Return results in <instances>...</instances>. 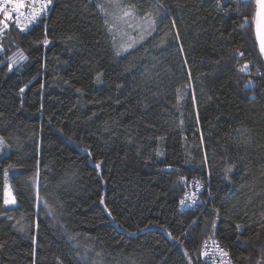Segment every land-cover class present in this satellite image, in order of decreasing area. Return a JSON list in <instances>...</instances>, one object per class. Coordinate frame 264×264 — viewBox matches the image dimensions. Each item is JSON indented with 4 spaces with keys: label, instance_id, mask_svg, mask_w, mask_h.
<instances>
[{
    "label": "trees",
    "instance_id": "1",
    "mask_svg": "<svg viewBox=\"0 0 264 264\" xmlns=\"http://www.w3.org/2000/svg\"><path fill=\"white\" fill-rule=\"evenodd\" d=\"M48 9L28 31L0 13V264H205L206 237L235 264H264L253 2ZM121 10L149 27L125 26V48ZM190 179L207 191L182 209Z\"/></svg>",
    "mask_w": 264,
    "mask_h": 264
},
{
    "label": "built area",
    "instance_id": "2",
    "mask_svg": "<svg viewBox=\"0 0 264 264\" xmlns=\"http://www.w3.org/2000/svg\"><path fill=\"white\" fill-rule=\"evenodd\" d=\"M53 0H0V13L4 20L12 23L16 29L21 31H28L31 27L38 24L48 12V8ZM243 2H253L255 4L257 0H241ZM42 5H46L42 9ZM34 12H38L39 15L35 20L31 17ZM207 191L206 183L202 180L190 179L185 188L180 201V207L182 209H188L198 203H200V195ZM225 253L227 255H225ZM200 259L205 264H235L231 259L230 254L223 249L222 244L219 243L215 237H206L202 240L199 250Z\"/></svg>",
    "mask_w": 264,
    "mask_h": 264
},
{
    "label": "rangeland",
    "instance_id": "3",
    "mask_svg": "<svg viewBox=\"0 0 264 264\" xmlns=\"http://www.w3.org/2000/svg\"><path fill=\"white\" fill-rule=\"evenodd\" d=\"M125 13H128V12H124V10H121L118 12V14H116L117 17H119L118 20L122 21V24H123V26L121 25L120 28L116 27V33H117V36L119 39V43L121 44L120 48H125L131 41V40H129L130 38L122 35V29L125 28V26L128 25L129 27H131V29L136 31L138 33V35H142V34L146 33L147 30L149 29L148 22H146L145 20L138 21V23H137V22H135L134 18L126 17ZM4 149H5L4 144L0 140V153L3 152ZM4 187H5L4 188V195H3L4 201H5V199H8L10 201L9 203H7L5 205L12 206V205H14L15 202L13 203L11 201L12 200L15 201V198L12 196L10 188L8 187L6 182H5Z\"/></svg>",
    "mask_w": 264,
    "mask_h": 264
},
{
    "label": "water",
    "instance_id": "4",
    "mask_svg": "<svg viewBox=\"0 0 264 264\" xmlns=\"http://www.w3.org/2000/svg\"><path fill=\"white\" fill-rule=\"evenodd\" d=\"M252 22L256 44H258L259 53L264 60V51H262V46H264V7H261V4L258 2L254 4V16Z\"/></svg>",
    "mask_w": 264,
    "mask_h": 264
},
{
    "label": "snow or ice",
    "instance_id": "5",
    "mask_svg": "<svg viewBox=\"0 0 264 264\" xmlns=\"http://www.w3.org/2000/svg\"><path fill=\"white\" fill-rule=\"evenodd\" d=\"M49 2H50V0H49ZM257 2L261 4V7H264V0H257ZM44 7H46V5H42V9H43ZM128 14H129V13H125V15H128ZM38 15H39L38 12H34L33 15H32V17H31V19H32V20H35L36 17H37ZM44 43H48V41L45 40ZM262 51H264V46H262ZM19 59H20V60H24V59H26V57H24V56L21 54L20 57H19ZM13 62L15 63L16 61L14 60ZM9 67H11V65H9ZM9 202H10V201H9L8 199H5V201H4L5 204H7V203H9ZM11 202L14 203L15 201L12 200ZM181 203H183V201H181ZM237 227H239V225H238ZM69 239H73V237L70 236ZM225 255H227V254L225 253Z\"/></svg>",
    "mask_w": 264,
    "mask_h": 264
}]
</instances>
